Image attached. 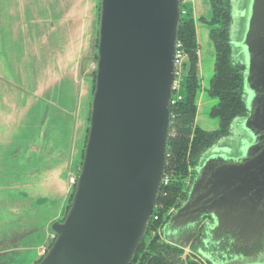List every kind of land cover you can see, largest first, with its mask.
I'll list each match as a JSON object with an SVG mask.
<instances>
[{
  "label": "water",
  "instance_id": "95a60500",
  "mask_svg": "<svg viewBox=\"0 0 264 264\" xmlns=\"http://www.w3.org/2000/svg\"><path fill=\"white\" fill-rule=\"evenodd\" d=\"M182 1L90 0L76 7L78 0H72L61 18L50 8L46 15L33 0L31 48L19 57L12 54L21 24L11 28L5 72L0 68L1 256L10 254L7 231L29 225L32 230L20 235L18 246L37 251L31 264H131L163 182L176 40L185 14L181 3L187 4ZM243 4V29L232 43L244 64L247 106H255L248 123L264 128V0ZM27 56L34 59L25 65ZM84 57L96 59L92 76L82 75ZM73 58L75 79L69 76L75 71ZM72 143L77 152L70 160ZM51 144L57 164L68 162L62 172L67 194L58 217L52 214L57 194L52 200L34 194L48 172ZM213 152L219 160L220 148ZM258 166L264 168V148L249 163L222 168L217 176L234 175L247 183L241 176L246 172L256 184L257 170L250 168ZM34 204L39 207L33 212ZM14 209L22 217L28 213L31 223L19 222Z\"/></svg>",
  "mask_w": 264,
  "mask_h": 264
},
{
  "label": "flooded vegetation",
  "instance_id": "af4514ba",
  "mask_svg": "<svg viewBox=\"0 0 264 264\" xmlns=\"http://www.w3.org/2000/svg\"><path fill=\"white\" fill-rule=\"evenodd\" d=\"M189 2L191 0H186L187 4ZM234 5V0H230V55L234 63L243 64L232 43L237 12ZM181 7L185 14L191 9L195 17L193 6L187 8L181 3ZM210 17L200 16L199 21L207 23ZM176 41L181 44L182 56L170 100V137L175 139L184 134L187 139V149L182 157L184 167L178 169L174 152L167 151L163 173L166 181L162 182L156 208L143 239L146 241L143 250L142 240L131 264H153L156 256L162 257L166 264H264V168H250L257 170L254 176L258 179L256 184L249 181L251 176L245 175L246 172L241 176L248 179L247 183L234 175L217 176L222 168L247 164L261 154L264 128L248 123L255 106L248 108L242 87L243 113L236 115L229 129L195 157L192 144L196 126H199L196 123L198 100L195 120L188 125L187 132H182V122L176 110L184 99L188 54L179 32ZM197 53L200 64L199 42ZM198 78L201 92L204 86L199 70ZM217 147L221 153L219 160L213 157V149Z\"/></svg>",
  "mask_w": 264,
  "mask_h": 264
},
{
  "label": "rangeland",
  "instance_id": "374dc122",
  "mask_svg": "<svg viewBox=\"0 0 264 264\" xmlns=\"http://www.w3.org/2000/svg\"><path fill=\"white\" fill-rule=\"evenodd\" d=\"M2 1H5L7 4H3L0 7V68H2L3 72H5V68L8 63V51L7 47H9V43L11 38V28L15 27L16 25H20L18 30V36L13 38V42L17 48L16 54H12L13 56L21 55V53L29 52L31 48V42H32V27L31 25H34L32 20H30L32 14H30L31 8H28L29 5H33V0H30L28 3L23 4L24 0H0V3ZM41 5V7H45L46 15L49 16V13L47 12L50 8L51 11L54 12L57 16L59 15L61 18L64 17V13L66 10V6L69 5V1L72 0H37ZM90 0H78L76 7H84L88 6ZM44 2V3H43ZM244 0H234V7L236 12V19L234 23V32H233V39L237 40L240 38L241 30L243 29V25L241 26V22H243L242 17L240 16L239 12L243 9ZM23 4V5H22ZM193 6V12L197 18V24H196V33H197V40L199 42V53H200V64H199V71H200V78L201 82L204 86V90L199 92L198 94V111L196 116V123L201 128L212 130L216 129L219 124L218 118L211 115V108L213 105L217 103V98L212 97L207 88L209 86L210 80L213 76L214 72V62H215V47L213 44V41L209 35V28L207 26V23L199 21V17L203 16V18H208L211 15V4L210 0H195V4L193 5L192 2H189L186 4L187 8H191ZM21 9H25V17L19 14V12H22ZM12 11V13H11ZM10 15H8V13ZM53 12L51 13V16H53ZM13 25V26H11ZM234 51L237 55V57L241 60V57L238 54V49L234 47ZM26 55V54H22ZM26 63L30 64L32 63L33 58L27 56ZM96 61V59H95ZM1 70V71H2ZM76 126H73V129ZM40 144V140H39ZM3 145H1L2 147ZM77 145L75 143H72L70 147V154L69 159L72 160L73 157H76L77 152ZM5 150V149H4ZM4 150L2 151V155L4 154ZM48 153V161H47V171L44 175L43 182L37 183L36 188L34 191H36L34 194H48L51 195L52 198H55L54 196L57 194L56 202H54L55 206L52 209V214L55 213L56 217H58L63 209V202L65 200L64 193L66 192V183L63 178V174L65 169H67V158L65 159L64 163L57 164V160L59 157H57V150L56 148L51 144L46 149ZM82 160V159H80ZM62 161V160H61ZM51 167H55L51 169ZM54 171V172H53ZM63 172V174H62ZM65 175V174H64ZM71 177V176H70ZM70 180V178H69ZM19 192V190H18ZM18 197H22L21 194L17 195ZM64 197V198H63ZM12 202V200H11ZM42 203L43 201L40 200ZM10 203V202H9ZM17 203V202H14ZM21 206L26 207L25 204H22ZM18 206V207H21ZM39 207V205L34 204L32 207H29L33 212ZM15 213L18 214L19 222L22 224H29L30 218L29 214L26 213L23 217L22 212L19 209H14ZM14 213V214H15ZM34 224V223H33ZM22 229H15L13 231H7L8 236H12V238L9 239L8 246L10 254L8 257L6 255L1 256L0 255V264H31L33 260L37 258V251L35 249L26 250L24 248H21L18 246V244L21 245L20 242V235L26 234L28 231L32 230V228L28 225ZM34 229V228H33ZM25 232V233H24ZM4 233L0 235V240L4 239ZM25 239H22V241ZM3 242V241H0ZM4 243V242H3ZM4 250V249H3ZM6 253V250H4ZM27 254V255H26ZM26 255V258H25ZM5 263H1L2 261H7ZM24 260L26 262H24ZM23 261V262H22ZM22 262V263H21Z\"/></svg>",
  "mask_w": 264,
  "mask_h": 264
},
{
  "label": "trees",
  "instance_id": "16d2710c",
  "mask_svg": "<svg viewBox=\"0 0 264 264\" xmlns=\"http://www.w3.org/2000/svg\"><path fill=\"white\" fill-rule=\"evenodd\" d=\"M210 4L211 17L206 22L215 47V62L208 92L212 97L217 98V103L211 108V115L218 118L219 126L213 130L196 126L195 139L192 144V152L195 157H198L217 137L225 133L229 129L231 120L236 115L243 113L245 109L241 97L244 65L240 62L234 63L230 55L231 47L228 38V26L232 20L230 0H210ZM179 37L185 43L188 54V69L183 89L184 99L180 101L176 111L182 122L180 130L187 132L188 125L195 120L200 87L196 20L191 9L182 15ZM187 145L188 142L184 134L175 139L169 138L167 151L174 152L178 169L184 167L182 157L186 152ZM145 242V240L141 242V251ZM153 264L166 263L162 257L156 256Z\"/></svg>",
  "mask_w": 264,
  "mask_h": 264
},
{
  "label": "built area",
  "instance_id": "2783aa9c",
  "mask_svg": "<svg viewBox=\"0 0 264 264\" xmlns=\"http://www.w3.org/2000/svg\"><path fill=\"white\" fill-rule=\"evenodd\" d=\"M182 2H186V0H183ZM181 56H182V50H181V44H180V42L179 41H176V61H177V71L180 69V61H181ZM95 67H96V61H95V59H93L92 61H91V64H90V66H89V68L92 70V71H94L95 70ZM175 85H176V82H175V84H174V88H175ZM76 175H71V177H70V182L71 183H75L76 182ZM166 180L165 179H163V182H165ZM155 218H157V215H155ZM54 237V236H53ZM46 252V249H43L42 251H41V254H44Z\"/></svg>",
  "mask_w": 264,
  "mask_h": 264
},
{
  "label": "crops",
  "instance_id": "0c3cea01",
  "mask_svg": "<svg viewBox=\"0 0 264 264\" xmlns=\"http://www.w3.org/2000/svg\"><path fill=\"white\" fill-rule=\"evenodd\" d=\"M76 58H73V61L71 62V63H73V65H74V67H75V71H73V73H71L69 76L71 77L72 76V78L73 79H75L76 78V76H77V72H76V66H77V64H76V62L74 61ZM94 58H92V57H84L83 58V62H82V75L83 76H92V70L89 68V66H90V64H91V61L93 60ZM64 60V59H63ZM66 64H65V68H68L69 69V65H68V61H64ZM72 65V64H71ZM70 65V66H71ZM86 65H87V67H86ZM62 66H63V63H62ZM36 93H39L38 91H36Z\"/></svg>",
  "mask_w": 264,
  "mask_h": 264
}]
</instances>
